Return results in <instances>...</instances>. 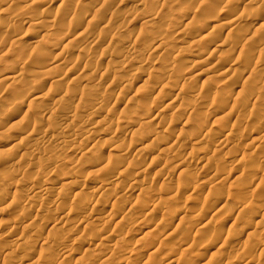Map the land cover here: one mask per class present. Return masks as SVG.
<instances>
[{
  "label": "rangeland",
  "instance_id": "rangeland-1",
  "mask_svg": "<svg viewBox=\"0 0 264 264\" xmlns=\"http://www.w3.org/2000/svg\"><path fill=\"white\" fill-rule=\"evenodd\" d=\"M135 1L101 6V0H0V79L14 78L0 83V187L7 186L0 196L8 193L0 203V245L11 243L9 250L0 249V264H57L49 259L53 254L64 257L58 264H264V30L255 45L238 42L239 31L264 23V4ZM201 6L205 9L198 12ZM42 7L46 14H40ZM25 8L32 15L27 20L18 16ZM230 18L234 27L220 28ZM184 34H189L185 41ZM126 43L131 48L123 58ZM39 49L45 58L36 56ZM60 60L66 65L55 64ZM57 77L60 83L53 82ZM166 84L170 90L160 91ZM35 86L40 98L32 103ZM52 95L64 100L54 104ZM212 96L228 102H212ZM80 99L85 104L58 116L66 103ZM195 101L205 106L194 108ZM100 118L103 125L90 129ZM77 127L82 133L76 140L70 130ZM129 127L137 136H128ZM112 132L123 135L116 141ZM93 144L94 152L88 150ZM124 168L131 175L126 169L122 174ZM46 189L49 195L43 194ZM82 210L89 216L75 225L72 213ZM150 227L154 230L146 234ZM71 243L77 247L70 252L65 247Z\"/></svg>",
  "mask_w": 264,
  "mask_h": 264
},
{
  "label": "bare ground",
  "instance_id": "bare-ground-1",
  "mask_svg": "<svg viewBox=\"0 0 264 264\" xmlns=\"http://www.w3.org/2000/svg\"><path fill=\"white\" fill-rule=\"evenodd\" d=\"M66 1H67V0H66ZM79 1H80V0H79ZM101 1H102V4H101V3H99V4H101V6H102V5H106V4L108 3L109 0H101ZM134 1H135V0H134ZM207 1H208V0H207ZM226 1H227V0H226ZM4 2H5V1H4ZM15 2H16V1H15ZM61 2H62V1H61ZM165 2H166V1H165ZM167 2H168V0H167ZM167 2H166V3H167ZM189 2H190V1H189ZM204 2H205V1H203V7L205 6L206 10L209 9V7L206 6V5H207L206 3H205V5H204ZM223 2H224V1H223ZM105 3H106V4H105ZM135 3H137L138 5H140V0H139L138 2L135 1ZM135 3H134V4H135ZM162 3H163V1H162ZM228 3H229V2H228ZM254 3H255V4H259V5H261V4H264V0H249L246 4H248V5H249V4H253V5H254ZM180 4H181V3H180ZM224 4H227V3H224ZM69 5H70V4H69ZM201 5H202V2H201ZM101 6H99V9H100ZM190 6H191V5H190ZM220 6H222V4H221ZM46 7H47V6H46ZM46 7H45V8H46ZM93 7H94V6H93ZM93 7H92V8H93ZM95 7H96V6H95ZM192 7H193V6H192ZM198 7H199V6H198ZM207 7H208V8H207ZM212 7H213V6H212ZM29 8H30V7H29ZM42 8H43V7H42ZM42 8H41V9H42ZM88 8H89V7H88ZM205 8H204V9H205ZM25 9H26V8H25ZM25 9H24V10H25ZM30 9H31V8H30ZM47 9H48V8H46V9L43 8L42 11L40 10V14H41V12H44L43 14H46ZM150 9H151V8H150ZM201 9L204 11V9H203L202 6H201V7L198 9V10H199L198 12H200ZM26 10H28V9H26ZM35 10H36V9H35ZM82 10H83V9H82ZM89 10L94 11L95 9H91V8H89L88 11H89ZM96 10H97V9H96ZM96 10H95V11H96ZM112 10H113V9H112ZM182 10H183V9H182ZM196 10H197V9H196ZM202 10H201V11H202ZM22 11H23V10H22ZM91 11H90V12H91ZM203 11H202V12H203ZM17 12H18V11H17ZM20 12H21V11H20ZM28 12H29V15H28ZM86 12H87V10H86ZM217 12H218V11H217ZM233 12H234V11H233ZM30 13H31V10H28V11H25V12H23V13H19L18 16H20L22 19L27 20V17H26V16H30ZM206 13H207V12H206ZM206 13H205V14H206ZM218 13H219V12H218ZM60 14H61V13H60ZM116 14H117V13H116ZM199 14H200V13H199ZM87 15H89V14H87ZM258 15H259V14H258ZM31 16H32V15H31ZM31 16H30V17H31ZM39 16H40V15H39ZM117 16H118V15H117ZM150 16H151V15H150ZM162 16H163V15H162ZM256 16H257V15H256ZM152 17H153V16H152ZM152 17H150V18H151V19H150L151 21H152V19H153ZM217 17H218V16H217ZM259 17H260V16H259ZM38 18H39V17H38ZM145 18H147V16H146ZM207 18H208V17H207ZM31 19L33 20L34 18L32 17ZM56 19H57V18H56ZM63 19H64V18H63ZM89 19H90V18H89ZM89 19H87V20L90 22ZM230 19H231V18H230ZM230 19H228L229 21L227 20V22H224V23L221 22V25H220V23H218V25H220V28H222V29L230 28V30H231V27H234V25H235L236 23H235V20H234V19H231V20H230ZM140 20H141V19H140ZM217 20H219V18H218ZM34 21H35V20H34ZM44 21H45V20H44ZM54 21H55V20H54ZM57 21H58V20H57ZM15 22H16V21H15ZM28 22H29V21H28ZM40 22H41V20H40ZM40 22H39V24H40ZM52 22H53V21H52ZM71 22H72V21H71ZM75 22H76V21H75ZM142 22H143V21H142ZM146 22H148V21H146ZM173 22H174V21H173ZM177 22H178V21H177ZM190 22H191V21H190ZM190 22H189V24H187V25L185 24V25H186V26H189V25H190ZM30 23H31V22H30ZM42 23H43V22H42ZM44 23H45V22H44ZM44 23H43V24H44ZM153 23H154V22H153ZM191 23H192V22H191ZM193 23H194V21H193ZM197 23H198V22H197ZM14 24H15V23H12V24L10 25V27L14 26ZM28 24H29V23H28ZM35 24H36V23H35ZM60 24H61V23H60ZM172 24H173V23H172ZM172 24H171V25H172ZM15 25H16V24H15ZM37 25H38V24H37ZM50 25H51V24H50ZM62 25H63V24H62ZM154 25H155V24H154ZM159 25H160V24H159ZM42 26H44V25H42ZM47 26H48V25H47ZM51 26H52V25H51ZM90 26H91V25H90ZM178 26H179V25H178ZM178 26H177V27H178ZM190 26H192V25H190ZM193 26H194V28H195L196 25L194 24ZM193 26H192L191 28H193ZM216 26H217V25H216ZM49 27H50V26H49ZM88 27H89V26H88ZM160 27H161V26H160ZM8 28H9V27H8ZM30 28H31V27H29V29H30ZM40 28H41V27H40ZM53 28H54V27H53ZM61 28H62V27H61ZM65 28H66V27H65ZM194 28H193V29H194ZM9 29H10V28H9ZM34 29H35V28H34ZM249 29H250V28H249ZM252 29H253V30H252V31L250 30V32H249V30H248L247 28H244L243 30H241L242 32L239 31L240 33H239V35H238V37H239V39H238L239 41H238V42H241V43H242V42H243V43H248V45H255V44H257L258 41H256V38H255V37H259V36H263V35H264V34L261 35V34L263 33V30H264V23H260V24H258L257 26H254ZM7 30H8V29H7ZM14 30H15V29H14ZM20 30H21V29H20ZM26 30H27V29H26ZM230 30L228 29V31H230ZM67 31H68V30H67ZM157 31H158V30H157ZM188 31H189V30H188ZM192 31H193V30H192ZM192 31H191V32H192ZM195 31H196V30H195ZM15 32H16V31H15ZM158 32H159V31H158ZM6 33H7V32H6ZM79 33H80V32H79ZM183 33H184V32H183ZM186 33H189V32H187V30H186ZM231 33H232V32H231ZM259 33H260V34H259ZM81 34H82V33H81ZM162 34H163V33H162ZM227 34H228V33H227ZM21 35H22V34H21ZM16 36H17V35H16ZM159 36H160V35H159ZM159 36H157V37H159ZM188 36H189V34H184V35L182 36V39H181V40H184V41H185V39H186ZM6 37H7V36H6ZM157 37H156V39H158ZM160 37H161V36H160ZM165 37H166V36H165ZM190 37H191V36H190ZM223 37H224V36H223ZM234 37H235V36H234ZM85 38H86V37H85ZM226 38H227V37H226ZM263 38H264V36H263ZM16 39H17V38H16ZM18 39H19V38H18ZM228 40H229V39H228ZM233 40H234V39H233ZM81 41H82V40H81ZM155 41H156V40H155ZM161 41H162V40H161ZM186 41H187V40H186ZM231 41H232V40H231ZM234 41H236V40H234ZM148 42H149V41H148ZM158 42H159V41H158ZM162 42H164V41H162ZM256 42H257V43H256ZM150 43H151V42H150ZM156 43H157V42H156ZM164 43H165V42H164ZM186 43H187V42H186ZM218 43H219V42H218ZM126 44H127V43H126ZM162 44H163V43H162ZM162 44H161V46H162ZM191 44H192V43H189V45H191ZM231 44H232V42H231ZM236 44H237V43H236ZM51 45H52V44H51ZM166 45H167V44H166ZM208 45H209V44H208ZM28 46H29V45H28ZM28 46H27V48H28ZM195 46H196V45H195ZM231 46H232V45H231ZM37 47H38V46H37ZM129 47H130V44H127L126 47H124V48L122 49V53H121V56H120V57H123V58H124L125 55L128 54V52L130 51V50L128 51ZM155 47H156V46H155ZM158 47H160V46H158ZM158 47H157V48H158ZM213 47H214V49L212 50V52L218 51L219 48L221 47V42H220V44H216V45L213 46ZM15 48H16V47H15ZM130 48H131V47H130ZM195 48H196V47H195ZM204 48H205V47H204ZM233 48H234V47H233ZM20 49H21V48H20ZM153 49H155V48H153ZM158 49H159V48H158ZM165 49H166V48H165ZM39 50H40V51L37 52L38 54H36V56H37L39 59H42V58L44 57V55H46V51H44L43 49H39ZM101 50H102V49H101ZM120 51H121V50H120ZM153 51H154V50H153ZM15 52H16V51H15ZM79 53H80V52H79ZM242 53H243V52H242ZM11 54H12V53H11ZM47 54H48V53H47ZM155 54H156V53H155ZM161 54H162V53H161ZM98 56H99V55H98ZM56 57H57V56H56ZM90 57H91V56H90ZM100 57H101V56H100ZM44 58H45V57H44ZM116 58H117V57H116ZM35 59H37V58H35ZM65 59H66V58H65ZM217 59H218V58H217ZM37 60H38V59H37ZM53 60H54V59H53ZM80 60H81V59H80ZM60 61H62V60H60ZM120 61H121V59H120ZM215 61H216V60H215ZM94 62H95V61H94ZM121 62H122V61H121ZM12 63H13V62H12ZM54 63H55V61H54ZM62 63L65 64V62H63V61L60 62V63H59V62H58V63H55V64H57V65L59 66V64H62ZM215 63H216V62H215ZM8 64H10V63H8ZM50 64H51V63H50ZM117 64H119V63H117ZM46 65H47V64H46ZM57 65H56V66H57ZM65 65H66V64H65ZM97 65H98V64H97ZM126 65H127V64H126ZM167 65H168V64H167ZM180 65H181V64H180ZM215 66H217V64H216ZM215 66H212V69H215V70H216L217 68H216ZM59 67H60V66H59ZM76 67H77V66H76ZM111 67H112V66H111ZM262 67H263V66H262ZM136 68H137V67H136ZM172 68H173V67H172ZM110 69H111V68H110ZM120 69H121V68H120ZM161 69H162V68H161ZM170 69H171V68H170ZM183 69H184V68H183ZM263 69H264V67H263L261 70H263ZM33 70H34V69H33ZM33 70H32V71H33ZM44 70H45V69H44ZM111 70H112V69H111ZM172 70H173V69H172ZM215 70H214V72H215ZM42 71H43V70H42ZM46 71H47V70H46ZM46 71H45V72H46ZM70 71H71V70H70ZM158 71H160V70H158ZM163 71H167V70H163ZM170 71H171V70H170ZM34 72H35V71H34ZM34 72H33V73H34ZM45 72H42V73L44 74L43 76H45ZM161 72H162V71H161ZM173 72H174V71H173ZM232 72H233V71H232ZM17 73H18V72H17ZM46 73H47V72H46ZM165 73H166V72H165ZM169 73H170V72H169ZM174 73H175V72H174ZM174 73H172V74H174ZM209 73H210V72H209ZM11 74H12V73H11ZM18 74H20V77H21V72L18 73ZM65 74H66V73H65ZM180 75H181V74H180ZM17 76H18L17 78H19V75H17ZM39 76H40V74H39ZM41 76H42V75H41ZM43 76H42V77H43ZM47 76H48V74H47ZM166 76H167V75H166ZM7 77H8V76H7ZM9 77H10V78H9ZM9 77H8V78H5V76H4V79H3V78L0 79V83H2L4 80H9V81L12 83V80H14V78H13V76H12V77L9 76ZM42 77H40V78H42ZM55 77H56V76H55ZM75 77L77 78V76H75ZM11 78H13V79H11ZM48 78H49V77H48ZM50 78H51V77H50ZM73 78H74V77H73ZM166 78H167V77H166ZM207 78H209V77H207ZM248 78H249V77H248ZM15 79H16V78H15ZM19 79H20V78H19ZM19 79H16V80L19 81ZM164 79H165V78H164ZM176 79H177V78H176ZM178 79H179V78H178ZM20 80H21V79H20ZM38 80H39V79H38ZM59 80H60V79L57 77V79L55 78V80H54L53 82L60 83V82H57V81H59ZM61 80H62V79H61ZM74 80H75V79H74ZM172 80H173V78H172ZM205 80H206V79H205ZM50 81H51V80H50ZM16 82H17V81H16ZM19 82H20V81H19ZM40 82H41V81H40ZM72 82H75V81L72 80ZM76 82H77V80H76ZM124 82H125V81H124ZM175 82H176V81H175ZM208 82H209V81H208ZM77 83H78V82H77ZM119 84H120V83H119ZM175 84H176V83H175ZM251 84H252V83H250V85H251ZM257 84H258V83H257ZM123 86H124V85H123ZM171 86H172V85H171ZM24 87H25V86H24ZM26 87H27V85H26ZM83 87H85V86H83ZM152 87H153V86H152ZM85 88H87V87H85ZM12 89H13V88H12ZM32 89L34 90V92L31 93L30 101H32V103H33V101H34L35 99H39L40 97H39V95H38V98H36V96H37L36 90H38V87L35 86V87L32 88ZM90 89H92V88H90ZM82 90H83V89H82ZM85 90H86V89H85ZM88 90H89V89H88ZM96 90H97V88H96ZM124 90H125V89H124ZM167 90H170V88L168 87L167 84L161 86L160 91H167ZM256 90H258V88H257ZM256 90H255V92L258 93ZM11 91H12V90H11ZM15 91H16V90H15ZM15 91H12V92H15ZM246 91H247V89H246ZM96 92L98 93V91H96ZM149 92H150V91H149ZM222 92H225V91H222ZM227 92H228V91H227ZM160 93H162V92H160ZM164 93H165V92H164ZM228 93H229V92H228ZM249 93H250V92H249ZM8 94H9V93H8ZM52 94H53V93H52ZM92 94H93V93H92ZM226 94H227V93H226ZM10 95H11V93H10ZM48 95H49V94H48ZM96 95H97V94H96ZM148 95H149V94H148ZM164 95H165V94H164ZM237 95H238V94H237ZM249 95H250V94H249ZM52 96H53V95H52ZM111 96H112V95H111ZM247 96H248V95H247ZM257 96H258L257 100H259V98L261 99V96L259 97V94H258ZM11 97H12V96H11ZM53 97H54V96H53ZM56 97H57V96H56ZM62 97H63V98H62ZM105 97H106V96H105ZM121 97H122V96H121ZM153 97H155V96H153ZM153 97H152V98H153ZM244 97H245V96H244ZM250 97H251V96H250ZM61 98H62V100H64V96L61 95ZM61 98H59V99L61 100ZM78 98H79V97H78ZM81 98H82V97H81ZM157 98H158V97H157ZM211 98H212V102H214L216 99H217L221 104H224V103L226 104V103L228 102L227 97H222V96H221V97L218 98V97H213V96H212ZM59 99H58V97H57V99H55V97H54V99L52 98V100L50 99V101H52L54 104H58V103H60V100H59ZM200 99H201V98H200ZM203 99H205V98H203ZM203 99H202V100H203ZM255 99H256V97H255ZM262 99H263V98H262ZM62 100H61V101H62ZM102 100H103V99H102ZM102 100H101V101H102ZM151 100H152V99H151ZM217 100H216V101H217ZM234 100H236V99H234ZM35 101H36V100H35ZM40 101H41V100H40ZM88 101H89V100H88ZM105 101H106V100H105ZM125 101H126V100H125ZM171 101H172V100H171ZM203 101H204V100H203ZM205 101H207V100H205ZM205 101H204V102H205ZM209 101H210V100H209ZM244 101H245V100H244ZM254 101L256 102V100H254ZM66 102H68V101H66ZM204 102H201V101H195L193 105H192V104H190V105H192L194 108H199L200 106H205ZM207 102H208V101H207ZM210 102H211V101H210ZM255 102H253V104H254ZM257 102H258V101H257ZM61 103H62V102H61ZM63 103H64V101H63ZM103 103H104V102H103ZM155 103H156V102H155ZM175 103H176V102H175ZM179 103H180V102H179ZM179 103H178V104H179ZM205 103H206V102H205ZM208 103H209V102H208ZM216 103H217V102H216ZM220 103H218L217 105H220ZM260 103H261V102H260ZM30 104H31V103H30ZM83 104H85V102H84V100L82 101V99L78 100L76 103H75V102H74V103H73V102L66 103V104H65V105H66V108H64L63 110H61V111L59 112L58 116L60 115L61 118H65V117L68 115L67 112H68V110H69L70 108L74 109L75 107L77 108V106H80V105H83ZM86 104H87V103H86ZM100 104H101V103H100ZM184 104H185V103H184ZM234 104H235V103H234ZM237 104H238V103H237ZM241 104H242V103H241ZM241 104H240V106H241ZM257 104H258V103H256V105H257ZM89 105H90V104H89ZM89 105H88V106H89ZM188 105H189V104H188ZM188 105H185V107L188 108ZM210 105H211V104H209V106H210ZM214 105H215V104H214ZM217 105H215V107H216ZM254 105H255V104H254ZM258 105H259V104H258ZM56 106H57V105H56ZM174 106H175V105H174ZM181 106H182V105H181V103H180V107H181ZM198 106H199V107H198ZM207 106H208V105H207ZM212 106H213V105H212ZM220 106H221V105H220ZM220 106H217V107H220ZM27 107H28V106H27ZM29 107H30V106H29ZM180 107H177V109L180 108ZM254 107L256 108V106H254ZM254 107H252V108H254ZM259 107H260V106H259ZM86 108H87V107H86ZM182 108H183V106H182ZM187 108H186V109H187ZM190 108H192V107H190ZM194 108H193V109H194ZM257 108H258V107H257ZM257 108H256V109H257ZM128 109H129V108H128ZM175 109H176V108H175ZM184 109H185V108H184ZM186 109H185V110H186ZM188 109H189V108H188ZM193 109H192V110H193ZM215 109H217V108H215ZM215 109H214V110H215ZM190 110H191V109H190ZM69 111H70V110H69ZM194 111H195V110H194ZM194 111H193V112H194ZM121 112H122V111H121ZM190 112H191V111H189V113H190ZM69 113H71V112H69ZM149 113H150V112H149ZM159 113H160V112L157 111V112H155L154 115L160 117L161 114L159 115ZM44 114H45V113H44ZM44 114H43L42 116H44ZM45 115H46V114H45ZM48 115H50V114H48ZM146 115H147V114H146ZM192 115H193V113H192ZM194 115H195V114H194ZM40 116H41V115H40ZM58 116H57V117H58ZM137 116H138V115H137ZM22 117H23V116H22ZM46 117H47V116H46ZM164 117H165V116H164ZM190 117H191V116H190ZM249 117H250V116H249ZM49 118H53V117L50 115V117L48 116L47 119H49ZM61 118H60V119H61ZM139 118H140V117H139ZM152 118H154V117H152ZM24 119H25V118H24ZM80 119H81V118H80ZM101 119H104V118L97 119L98 121H96V122L94 121L93 123H95V124H92L93 127L91 126L92 128H90V129H94V127H95L94 125H96V124H97V127H98V126H99V123H100V124H101V122L104 123V121L101 120ZM140 119H141V118H140ZM189 119H190V118H189ZM46 121H47V120H46ZM52 121H53V120H52ZM81 121H82V119H81ZM81 121H80V122H81ZM133 121H135V120H133ZM133 121H132V123H134ZM164 121H165V120H164ZM191 121H193V120H191ZM244 121H245V120H244ZM50 122H51V121H50ZM50 122H49V123H50ZM80 122H79V123H80ZM129 122H130V120H129ZM145 122H147V121H145ZM188 122H189V121H188ZM35 123L38 124V122H35ZM65 123H66V122H65ZM82 123H83V122H82ZM86 123H87V125L91 124L90 122H86ZM132 123H131V124H132ZM136 123H138V122H136ZM4 124H5V123H4ZM47 124H48V123H47ZM83 124H85V123H83ZM83 124H81V126H82ZM142 124H143V126H144V124H146V123H143V122H142ZM187 124H188V123H187ZM189 124H190V123H189ZM189 124H188V125H189ZM212 124H213V123H212ZM222 124H223V123H222ZM101 125H103V124H101ZM134 125H135V123H134ZM136 125H138V124H136ZM147 125H148V123H147ZM147 125H145V126H147ZM184 125H185V124H184ZM192 125H194V124H192ZM213 125H214V124H213ZM34 126H35V127L33 128V130H35V128H37L38 125H34ZM63 126H64V125H63ZM67 126H68V125H67ZM78 126H79V125H78ZM89 126H90V125H89ZM132 126H133V125H132ZM139 126L141 127L142 125L139 124ZM139 126H138V127H135V128L138 129ZM186 126H187V125H186ZM194 126H195V125H194ZM5 127H6V126H5ZM38 127H39V126H38ZM65 127H66V126H65ZM75 127H76V126H75ZM133 127H134V126H133ZM133 127H129L130 131H129L128 134H130V135H128V136H131V137H132V136H134V137L137 136V134H138V133H137L138 130H137V129H133ZM155 127H156V126H155ZM155 127H153V128H155ZM198 127H199V126H198ZM60 128H61V127H60ZM63 128H64V127H63ZM87 128H88V127H87ZM87 128H86V129H87ZM142 128H143V127H142ZM142 128H140V129H142ZM149 128H150V127H149ZM37 129H38V128H37ZM72 129H73V128H72ZM75 129H76V128H74L73 131L70 130V133H71V134L73 133V134H74V137H76L77 135H79L80 133H82V132H81V129H80V131L78 130V127H77V130H78L79 132L76 131ZM83 129H84V128H83ZM86 129H84V130L87 131L89 128H88L87 130H86ZM127 129H128V128H127ZM129 129H128V130H129ZM182 129H183V128H182ZM184 129H185V128H184ZM184 129H183V131H184ZM196 129H197V126H196ZM200 129H201V128H200ZM31 130H32V129H31ZM33 130H32V131H33ZM58 130H59V129H58ZM68 130H69V129H68ZM94 130H95V129H94ZM96 130H97V129H96ZM114 130H115V129H114ZM116 130H117V129H116ZM116 130H115V131H116ZM223 130H224V129H223ZM11 131H12V130H11ZM29 131H30V130H29ZM32 131H31L30 133H32ZM88 131L90 132V130H88ZM107 131H108V130H107ZM117 131H118V130H117ZM119 131L121 132L120 129H119ZM139 131H140V130H139ZM151 131H152V130H151ZM179 131H180V128H179ZM224 131H225V130H224ZM66 132H68V131H66ZM92 132L94 133L93 130H92L90 133H92ZM120 132H112V134H111V135H113V137L115 138L116 141H117V139H118V140L120 139L118 136L123 135V134H120ZM127 132H128V131H127ZM144 132H145V131H144ZM148 132H149V131H148ZM192 132H193V131H192ZM200 132H201V131H200ZM221 132H223V131H221ZM30 133H28V134H30ZM33 133H34V132H33ZM43 133H44V132H43ZM43 133H42V135H43ZM51 133H52V132H51ZM70 133H69V134H70ZM76 133H77V134H76ZM90 133H88V136H89ZM97 133H99V132H97ZM121 133H122V132H121ZM150 133H151V132H150ZM150 133H148L149 136H150ZM158 133H160V131H159ZM179 133H181V131H180ZM193 133H194V132H193ZM36 134H37V133H36ZM45 134H46V133H45ZM49 134H50V133H49ZM71 134H70V135H71ZM85 134H87V132H86ZM94 134H95V133H94ZM125 134L127 135V133H125ZM155 134H156V133H155ZM155 134H154V135H155ZM228 134H230V132H229ZM228 134H227V135H228ZM30 135H34V134H30ZM46 135H47V134H46ZM46 135H44V136H46ZM52 135H53V134H52ZM70 135H69V136H70ZM92 135H93V134H92ZM139 135H141V132L139 133ZM139 135H138V136H139ZM154 135H152V137H153ZM159 135H160V134H159ZM159 135H158V137H159ZM178 135H179V134H178ZM195 135H196V134H195ZM219 135H220V134H219ZM224 135H226V134H223V136H224ZM79 136H80V135H79ZM155 136H157V135H155ZM181 136H182V135H181ZM191 136H192V135H191ZM223 136H222V137H223ZM31 137H32V136H31ZM31 137H30L31 140H32V139L38 140V139H36V137H35V138H34V137L31 138ZM37 137H38V135H37ZM41 137H42V136H41ZM46 137H47V136H46ZM50 137H52L51 134H50ZM72 137H73V135H72ZM72 137H71V138H72ZM77 137H78V136H77ZM77 137H76V140H77ZM117 137H118V138H117ZM158 137H157V138H158ZM224 137L228 138L227 136H224ZM262 137H263V136H262ZM48 138H49V137H48ZM67 138H68V137H67ZM69 138H70V137H69ZM82 138H83V137H82ZM82 138H81V139H82ZM84 138H85V139L87 138L86 135H85ZM116 138H117V139H116ZM136 138H139V137H136ZM142 138H143V136H142ZM147 138H148V137H147ZM190 138H191V137H190ZM226 138H224V139H226ZM229 138H231V137L229 136ZM19 139H20V138H19ZM21 139H22V138H21ZM72 139H73V138H72ZM88 139H89V137H88ZM140 139H141V138H140ZM145 139H146V137H145ZM145 139H144V140H145ZM154 139H155V138H154ZM154 139H153V141H155V140L157 141V139H155V140H154ZM158 139H159V138H158ZM160 139H161V138H160ZM186 139H187V138H186ZM224 139H222L223 142L227 141V140L224 141ZM31 140H30V141H31ZM35 140H34V141H35ZM142 140H143V139H142ZM164 140H165V139H164ZM229 140H230V139H229ZM38 141H39V140H38ZM38 141H36V142H38ZM47 141H48V140H47ZM67 141H68V139H67ZM137 141H138V139H137ZM137 141H136V142H137ZM139 141H140V140H139ZM150 141H151V140H150ZM150 141H149V142H150ZM162 141H163V140H162ZM14 142H15V141H14ZM20 142H21V141H20ZM20 142H19V144H20ZM28 142H29V141H28ZM32 142H33V140H32ZM36 142H34V143H36ZM42 142H43V140H42ZM65 142H66V140H65ZM73 142H74V141H70V142H66V143H67V144H68V143L72 144ZM193 142H194V141H193ZM15 143H16V142H15ZM60 143L62 144V142H60ZM60 143H59V145H60ZM63 143H64V140H63ZM97 143H98V142H97ZM106 143H107V142H106ZM138 143H139V142H138ZM138 143H137V144H138ZM152 143H153V142H152ZM180 143H182V142H180ZM173 144H174V143H173ZM175 144H176V141H175ZM221 144L223 145L222 142H221ZM13 145H14V144H13ZM17 145H18V144H17ZM20 145H21V144H20ZM20 145H18L19 147H18V146H15V147H16V148H20ZM56 145H57V144H56ZM72 145H73V144H72ZM96 145H97V144H96ZM117 145H118V144H117ZM149 145H150V143H149ZM178 145H179V143H178L176 146H178ZM180 145H181V144H180ZM202 145H203V144H202ZM233 145H234V144H233ZM11 146H12V145H11ZM142 146H143V145H141V147H139V148H141V150L144 151V148H146V147H145V146L142 147ZM168 146H169V145H168ZM168 146H166L167 148H166V147H165V148H166L167 150H168V149H171V148H168ZM170 146L172 147V145H170ZM170 146H169V147H170ZM33 147H34V146H32V148H33ZM72 147H74V146H72ZM72 147H71V148H72ZM78 147H79V146H78ZM96 147H97V146H96ZM181 147H182V146H181ZM222 147H223V146H222ZM16 148H15V149H16ZM63 148H64V147H63ZM94 148H95V147H94V144H93V146L91 145L90 148H88V150H91V151L94 152V150H95ZM172 148H173V147H172ZM33 149H34V148H33ZM93 149H94V150H93ZM147 149H148V148H147ZM147 149H146V150H147ZM182 149H183V148H182ZM88 150H87V152H88ZM164 150H165V149H164ZM214 150H215V149H214ZM1 151H2V150H1ZM1 151H0V153H1ZM32 151H33V150H32ZM165 151H166V150H165ZM30 152H31V151H30ZM140 152H141V151H140ZM168 152H169V151H168ZM171 152H172V151H171ZM31 153H32V152H31ZM163 153H164V152H163ZM166 153H167V151H166ZM164 154H165V153H164ZM167 154H168V153H167ZM167 154H166V155H167ZM169 154L171 155L172 153H169ZM173 154H174V153H173ZM98 155H99V154H98ZM259 155H260V154H259ZM164 156H165V155H164ZM164 156H163V157H164ZM168 156H169V155H168ZM171 156H172V155H171ZM193 156H194V155H193ZM195 156H196V155H195ZM243 156H244V155H243ZM261 156H263V155L261 154ZM165 158H166V157H165ZM165 158H164V159H165ZM172 158H173V160L175 159L174 156H173ZM263 158H264V157H263ZM31 159H32V158H31ZM104 159H105V161H107V160L109 159V157L106 156ZM28 160H29V159H28ZM109 160H110V159H109ZM115 160H116V159H115ZM115 160L112 159V161H115ZM165 160H166V159H165ZM170 160L172 161L171 157H170ZM170 160H168V161L170 162ZM39 161H40V160H39ZM54 161H55V160H54ZM110 161H111V160H110ZM168 161H166V162H168ZM238 161H240V160H238ZM51 162H52V161H51ZM166 162H164V163H166ZM204 162H205V161H204ZM16 163H17V162H16ZM164 163H163V164H164ZM109 164H111V162H110ZM113 164H114V163H112V165H113ZM163 164H162V165H163ZM234 164H235V163H234ZM47 165H48V164H47ZM54 165H55V164H54ZM54 165H53V166H54ZM164 165H166V164H164ZM22 166H23V165H22ZM50 166H51V165H50ZM53 166H52V167H53ZM114 166L117 167L115 164H114ZM114 166H113V167H114ZM166 166H167V165H166ZM126 167H128V166H126ZM129 167H131V166H129ZM129 167H128V168H129ZM111 168H112V167H111ZM117 168H118V167H117ZM175 168H176V167H175ZM47 169H48V172H49L50 167H48ZM53 169H54V168H53ZM125 169L127 170V168L121 169V171L123 170L122 174H124ZM50 170H51V169H50ZM129 170H130V169H129ZM131 170H132V169H131ZM243 170H244V169H243ZM252 170H253V169H252ZM6 171H7V170H6ZM117 171H118V170H117ZM50 172H51V171H50ZM119 172H120V171H119ZM131 172H133V170H132ZM136 172H139V171H136ZM99 173H100V172H99ZM125 173L128 174V173H129L128 170H127V172L125 171ZM50 174H51V173H50ZM50 174H49V175H50ZM126 174H125V176H126ZM129 174H130V173H129ZM132 174H133V176L137 175L136 173H132ZM134 174H135V175H134ZM43 175H44V174H43ZM47 175H48V174H47ZM47 175H46V176H47ZM130 175H131V174H130ZM44 176H45V175H44ZM122 176H123V175H122ZM47 177H48V176H47ZM48 178H49V177H48ZM164 179H165V178H164ZM166 179H167V178H166ZM40 180H41V179H40ZM40 180H39L38 182H36V183H39ZM99 180H100V179H99ZM41 181H42V180H41ZM47 181H48V180H46V182H47ZM102 181L104 182L103 179H102ZM102 181L100 180V182H102ZM23 182H24V181H23ZM44 182H45V180H44ZM105 182H106V181H105ZM105 182H104V183H105ZM118 182H119V181H118ZM120 182H121V181H120ZM15 183H16V182H15ZM21 183H22V182H20V184H21ZM31 183H32V182H31ZM36 183H34V184H36ZM41 183H43V182H41ZM104 183H103V184H104ZM134 183H135V182H134ZM7 184H8V183H7ZM23 184H24V183H23ZM99 184L101 185V183H99ZM107 184H108V183H107ZM114 184L116 185V183H114ZM2 185H3V184H2ZM30 185H31V184H30ZM44 185H45V184H44ZM100 185H98V186L100 187ZM104 185H105V184H104ZM132 185H133V184H132ZM5 186H6V185H5ZM9 186H10V185H9ZM32 186H33V185H32ZM32 186H31V187H32ZM34 186H35V185H34ZM37 186H39V185H37ZM42 186H43V185H42ZM182 186H183V185H182ZM31 187H29V188H31ZM39 187H40V186H39ZM45 187H46V186H45ZM45 187H43V188H45ZM118 187H119V186H118ZM130 187H131V186H130ZM0 188H1V187H0ZM5 188H7V186H6ZM5 188H4V189L1 188L2 191H3V190L6 191ZM11 188H12V187H11ZM11 188H10V189H11ZM35 188H36V187H35ZM37 188H38V187H37ZM46 188H47V187H46ZM97 188H98V187H97ZM8 189H9V187H8ZM8 189H7V191H8ZM31 189H33V188H31ZM31 189H30V190H31ZM125 189H126V188H125ZM133 189H134V188H133ZM177 189L179 190L180 188H177ZM181 189L183 190V188H181ZM40 190H41V189H40ZM95 190H96V189H95ZM95 190H93V191H95ZM13 191H15V190H13ZM32 191H33V190H32ZM47 191H48V190L46 189V192L43 193V194L48 193ZM50 191H51V190H50ZM58 191H59V190H58ZM91 191H92V190H91ZM131 191H132V190H131ZM8 192H9V191H8ZM35 192H36V191H35ZM40 192H41V191H40ZM0 193H2L1 190H0ZM9 193H10V192H9ZM11 193H12V192H11ZM37 193H38V192H36L35 194H37ZM50 193H51V192H50ZM53 193H54V192H53ZM129 193H130V192H129ZM4 194H5V192H3V194H1V196H0V203H1V202L4 203V202H3L4 199H3V201H1L2 198H4V197H3ZM6 194H7V195H6ZM6 194H5V195L8 196V193H6ZM14 194H15V193H14ZM35 194H33V196H34ZM41 194H42V193H41ZM39 195H40V193H39ZM39 195H37V196H39ZM48 195H49V193H48ZM59 195H60V194H59ZM99 195H100V194H99ZM30 196H32V195H30ZM30 196H29V197H30ZM14 197H15V196H14ZM34 197H35V199H36V196H34ZM58 197H59V196H58ZM11 198H12V199H15V198H13V194H12ZM11 198H10V199H11ZM145 198H146V197H145ZM12 199H11V200H12ZM38 199H39V198H37V200H38ZM6 200H7V199H6ZM31 200H32V199H31ZM32 201H33V200H32ZM114 201H115V200H114ZM114 201H113V202H114ZM33 202H35V201H33ZM10 204H12V203H10ZM30 205H31V204H30ZM32 205H34V204H32ZM32 205H31V206H32ZM110 205H111V204H110ZM157 205H158V204H157ZM7 206H8V205H7ZM11 206H12V205H11ZM31 206H30V207H31ZM28 207H29V206H28ZM28 207H27V209H28ZM30 207H29V208H30ZM54 207H56V206H54ZM58 207H59V206H58ZM7 208H8V207H7ZM32 208H33V206L31 207V209H32ZM59 208H60V207H59ZM82 208H84V207H82ZM119 208H120V207H119ZM27 209H26V210H27ZM55 209H56V208H55ZM131 209H132V208H131ZM32 210H33V209H32ZM57 210H58V209H57ZM133 210H134V209H133ZM166 210H167V209H166ZM48 211H49V210H48ZM89 211L92 213L91 210H89ZM108 211H110V210H108ZM115 211H116V210H115ZM228 211H229V210H228ZM70 212H71V211H70ZM90 212H89V213H90ZM93 212H94V211H93ZM71 213H72V212H71ZM71 213H70V214H71ZM94 213H95V212H94ZM68 214H69V212H68L67 214L65 213L64 215H65V216H66V215L69 216ZM72 214H73L72 216H73L74 218H76V221H78V223L75 224V225H81L83 221H84V222L86 221V219L88 218L87 216H89V215H88V211H86V210H82V211H78V212H73ZM96 214H97V213H96ZM96 214H95V215H96ZM98 214H101V213H98ZM98 214H97V215H98ZM129 214H130V213H129ZM129 214H128V215H129ZM51 215H52V214H50V216H51ZM91 215H92V214H91ZM114 215H115V214H114ZM61 216H62V215H61ZM12 217H13V216H12ZM108 217H109V216H108ZM13 218H14V217H13ZM64 218H65V217H64ZM74 218H73V219H74ZM89 218H90V217H89ZM100 218H101V217H100ZM100 218H99V219H100ZM103 218H105V217H103ZM127 218H128V217H127ZM33 219H34V218H33ZM66 219H67V218H66ZM69 219H70V217H69ZM69 219H68V220H69ZM97 219H98V218H97ZM68 220H67V221H68ZM91 220H93V219H91ZM91 220H90V221H91ZM2 221H3V220H2ZM30 222H32V220H31ZM56 222H57V221H56ZM68 222H69L70 224H71V222H72V224H74L72 220H71V221H68ZM92 222H93V221H92ZM0 223H1V222H0ZM63 223H67V222H63ZM63 223H62V224H63ZM86 223H88V222H86ZM140 223H141V222H140ZM3 224H4V223H3ZM29 224H30V223H29ZM54 224H55V223H54ZM88 224H90V222H89ZM88 224H87V225H88ZM160 224H161V223H160ZM64 225H67V224H63V226H64ZM68 225H69V224H68ZM68 225H67V226H68ZM156 225H158V224H156ZM29 226H30V225H29ZM35 226H36V225H35ZM63 226H62V229H63ZM73 226H74V225H73ZM73 226H72V227H73ZM81 226H82V225H81ZM88 226H89V225H88ZM27 227H28V226H27ZM31 227H32V226H31ZM68 227L70 228V226H68ZM68 227H67V228H68ZM74 227H75V226H74ZM60 228H61V227H60ZM65 228H66V227H65ZM65 228H64V230H65ZM67 228H66V229H67ZM69 228H68V229H69ZM84 228H85V227H84ZM150 228H151V227H150ZM159 228H160V227H159ZM31 229L33 230V229H34V226H33V228H31ZM31 229H29V230H31ZM153 230H154V228H151L150 230H148V232H146V234L149 233V231L152 232ZM66 231H67V230H66ZM137 231H138V230H137ZM155 231H156V230H155ZM33 232H35V231H33ZM33 232H32V233H33ZM67 232H68V231H67ZM30 233H31V232H30ZM68 233H69V232H68ZM130 233H131V232H130ZM132 233H133V232H132ZM160 233H161V232H160ZM247 233H248V232H247ZM26 234H27V233H26ZM146 234H145V235H146ZM153 234H154V232H153ZM90 235H91V234H90ZM248 235H249V234H248ZM120 236H121V235H120ZM157 236H158V235H157ZM250 236H251V235H250ZM163 237H164V236H163ZM246 237H247V235H246ZM15 238H16V237H15ZM166 238H167V237H166ZM17 239H18V238H17ZM107 239H108V238H107ZM250 239H251V238H250ZM102 240H104V239L102 238ZM105 240H106V239H105ZM248 240H249V239H248ZM18 241H19V240H18ZM137 241H138V240H137ZM11 242H12V241H11ZM13 242H15V240H14ZM13 242H12V243H13ZM129 242H130V241H129ZM59 243H60V242H59ZM69 243H70V242H69ZM72 243H74V242H72ZM72 243L69 244V245L66 244V245H68V246L65 247L66 250H68V251L71 252V251H73V250L75 249V247H77V246H75V244H72ZM116 243H117V242H116ZM123 243H124V242H123ZM123 243H122V244H123ZM8 244H9V245H8ZM8 244H7V243H6V244H1V245H0V249H1V250H4V249L6 248L7 250H9V249H8V246H10L11 243H8ZM112 244H113V243H112ZM112 244H111V245H112ZM119 244H120V243H119ZM13 245H14V247H15V246H16V243H13L11 246L13 247ZM79 245H80V244H79ZM120 245H121V244H120ZM112 247H113V246H112ZM15 248H17V247H15ZM18 248H19V247H18ZM100 248H101V247H100ZM100 248H99V249H100ZM114 248H115V246H114ZM116 248L118 249L119 247L117 246ZM130 248H131V247H130ZM191 248H192V247H191ZM6 249H5V250H6ZM10 249H11V247H10ZM189 249H190V248H189ZM5 250H4V251H5ZM110 250H112V249H110ZM114 250H115V249H114ZM191 250H192V249H191ZM263 250H264V249H263ZM63 251H65V250L63 249ZM83 251H84L85 253L87 252V250H85V249H84ZM115 251H116V250H115ZM198 251H199V250H198ZM198 251H197V253H198ZM2 252H3V251H2ZM10 252H11V251H10ZM10 252H9V255L11 254ZM56 252H58V250H57ZM60 252H61V250L59 251V253H60ZM65 252H66V251H65ZM99 252H100V250H99ZM111 252H112V251H111ZM130 252H131V251H130ZM192 252H193V253H192ZM192 252H189V254H192V255H191L192 257H193V256L197 257L195 251H192ZM6 253H8V252H5V253H3V254L6 255ZM53 253H55V252L53 251ZM53 253H52V254H53ZM68 253H69V252H68ZM97 253H98V251H97ZM205 253H206V252H205ZM260 253H261V252H260ZM90 254H91V253H90ZM201 254H202V253H201ZM7 255H8V254H7ZM61 255H62V254H61ZM67 255H68V254H67ZM86 255H87V253H86ZM1 256H3V255H1ZM66 257H67V256H66ZM98 257H99V256H98ZM98 257H97V258H98ZM258 257H259V256H258ZM63 258H64V257L59 258V254H53V255L51 256V258H50V256H49V259L52 260L51 263L54 262V261H56L57 264H58V261H57V260H58V259L61 260V259H63ZM105 258H106V257H105ZM105 258H104V259H105ZM108 258H110V257H108ZM114 258H115V257H114ZM112 259H113V257H112ZM258 259H259V258H258ZM110 260H111V259H109V261H110ZM62 261H63V260H62ZM100 261H101V260H100ZM151 261H152V259H151ZM249 261H250V260H249ZM111 262H112V260H111ZM152 262H153V261H152ZM250 262H251V261H250ZM48 263H49V262H48ZM106 263H107V262H106ZM143 263H144V262H143ZM42 264H43V263H42ZM46 264H47V262H46ZM52 264H53V263H52ZM60 264H61V263H60ZM87 264H88V263H87ZM145 264H146V263H145ZM148 264H149V262H148Z\"/></svg>",
  "mask_w": 264,
  "mask_h": 264
}]
</instances>
